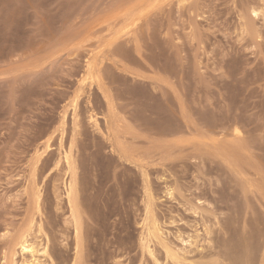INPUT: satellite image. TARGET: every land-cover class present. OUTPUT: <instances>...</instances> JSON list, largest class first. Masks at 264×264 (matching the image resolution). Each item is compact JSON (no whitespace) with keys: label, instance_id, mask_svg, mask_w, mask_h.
Returning <instances> with one entry per match:
<instances>
[{"label":"rangeland","instance_id":"1","mask_svg":"<svg viewBox=\"0 0 264 264\" xmlns=\"http://www.w3.org/2000/svg\"><path fill=\"white\" fill-rule=\"evenodd\" d=\"M24 235L34 264H264V0H0V264Z\"/></svg>","mask_w":264,"mask_h":264},{"label":"bare ground","instance_id":"2","mask_svg":"<svg viewBox=\"0 0 264 264\" xmlns=\"http://www.w3.org/2000/svg\"><path fill=\"white\" fill-rule=\"evenodd\" d=\"M90 63V62H89ZM88 67H89V65H88ZM89 70H91V68L89 69ZM90 74H92V73H90ZM96 75H94V77H95ZM89 77H90V75H89ZM92 79V78H91ZM95 79V78H94ZM87 78H85V79H83L82 81V83L85 85V83L87 82ZM93 80V79H92ZM95 82V81H94ZM76 99V98H75ZM76 104V103H75ZM77 105V104H76ZM75 106V105H74ZM174 126V125H173ZM67 154V153H66ZM229 158V157H228ZM248 159V158H247ZM69 161H71V160H69ZM237 168H238V166H237ZM74 182V181H73ZM242 182V181H241ZM70 184H71V182H70ZM256 189V188H255ZM69 203V202H68ZM256 222H257V220H256ZM74 224V223H73ZM257 226V225H256ZM150 232V231H149ZM26 236H27V234H26ZM25 235L23 236V237H21L20 239H19V242L17 243V246L19 247V249L18 250H20V252L24 255V254H31V258H33L34 259V261H32V262H30V261H28V260H24V258H23V260H22V262L20 263H18V264H34L35 262H36V260H40V259H36L35 257L40 253L38 250H36L34 247H32V244H29V241H28V237H26ZM250 247V246H249ZM263 248V247H262ZM255 250V249H254ZM247 251V250H246ZM252 252V251H251ZM16 255V254H15ZM27 256H29V255H27ZM250 258V257H249ZM252 259V258H251ZM15 260V259H14ZM255 260V259H254ZM16 261H18V260H16ZM263 261H264V259H263ZM260 263V262H259ZM264 263V262H263ZM12 264H13V262H12ZM14 264H17L16 262H14ZM262 264V263H261Z\"/></svg>","mask_w":264,"mask_h":264}]
</instances>
